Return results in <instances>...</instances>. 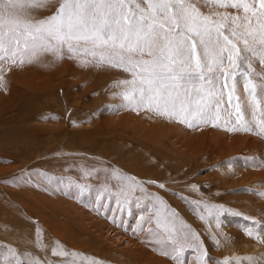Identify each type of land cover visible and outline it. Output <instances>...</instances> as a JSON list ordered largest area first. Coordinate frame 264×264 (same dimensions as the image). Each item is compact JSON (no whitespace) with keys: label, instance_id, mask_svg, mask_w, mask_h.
Listing matches in <instances>:
<instances>
[{"label":"rangeland","instance_id":"rangeland-1","mask_svg":"<svg viewBox=\"0 0 264 264\" xmlns=\"http://www.w3.org/2000/svg\"><path fill=\"white\" fill-rule=\"evenodd\" d=\"M62 3L47 0L30 12L46 19ZM210 10L239 48L255 39L259 50L264 31L257 17L249 24L242 10ZM4 11L10 18L18 9ZM257 60L252 57L259 70ZM14 61H0V264H250L253 256L254 264H264L258 234L264 227V81L252 77L255 95L246 92L242 61L225 69L235 74L228 83L235 82L236 92L231 104L225 96L217 119L196 117L209 103V86L181 81L188 92L181 91L176 108L183 102L191 127L159 114L165 99L138 103L139 82L123 83L131 73L111 68L99 51L37 48ZM228 108L231 115L223 111ZM91 169L97 170L91 178L82 175ZM74 180L87 189L68 184ZM166 229L195 233L201 247L174 258ZM52 249L67 255L53 256Z\"/></svg>","mask_w":264,"mask_h":264},{"label":"snow or ice","instance_id":"snow-or-ice-1","mask_svg":"<svg viewBox=\"0 0 264 264\" xmlns=\"http://www.w3.org/2000/svg\"><path fill=\"white\" fill-rule=\"evenodd\" d=\"M41 4H47V0H0V61H14L22 50L35 51L40 48L58 52L65 45L71 54L82 50L84 54L96 56L99 51L100 59L107 60L111 68L131 73L133 79L123 83L136 85L139 82L138 103L147 100L151 104L158 99H165L166 103L159 114L181 123H188V116L191 115L183 102L179 109L176 108L175 101L179 99L181 91L185 95L188 92L181 81L191 84L199 80L209 86L205 90L209 103H202L196 109V117L201 120L219 118L225 96L229 104L233 100L236 84H229L228 81H235V74L226 71V67L239 68L238 61L244 63L246 71L241 73L247 81L244 88L253 96L257 86L252 77L258 76L264 81V35L259 38V50L253 46L255 39L251 44L244 39V48L241 49L222 31L224 25L212 18L210 10V6L213 10L217 6L238 12L242 10L245 14L243 18L249 24L251 17H257L259 28L264 31V23L259 20L264 17V0H63L46 19H36L30 10ZM7 6L18 9L11 18L5 16ZM239 19V16H235L234 22ZM230 34L232 37L237 36L234 28L230 29ZM248 35L253 33L249 30ZM247 53H251V56ZM252 57H258L259 70L252 63ZM0 85H3V77H0ZM261 87H264V83ZM124 98L130 99L128 95ZM239 99L236 96V100ZM168 102H171V107ZM253 106H256L255 99ZM223 111L231 115L232 109ZM234 111L239 122L243 118L240 103L234 105ZM188 126L192 124L188 123ZM245 127L247 131H252L250 127ZM107 167L111 168V165ZM94 171L97 170L91 169L82 175L91 178V172ZM36 175L45 180L54 179L45 173ZM126 179L136 184L133 177ZM68 184L78 187L81 192L88 187L78 180L68 181ZM112 187L119 190V185L113 184ZM106 203L107 200L101 201L97 211H102ZM166 231L169 232L174 258L182 256L186 247H201V241L195 233L172 234L171 229ZM258 234L264 238V227L259 229ZM50 254L67 255L57 253L55 249ZM201 255L207 256V249L202 248ZM247 259L250 264H254L255 258ZM5 264H23V261H6Z\"/></svg>","mask_w":264,"mask_h":264},{"label":"bare ground","instance_id":"bare-ground-1","mask_svg":"<svg viewBox=\"0 0 264 264\" xmlns=\"http://www.w3.org/2000/svg\"><path fill=\"white\" fill-rule=\"evenodd\" d=\"M10 13L13 14V13H14L13 10H10ZM11 17H13V16H10V18H11ZM22 51H23V50H22ZM29 51H30V50H29ZM25 52H26V51H23V54H24ZM19 60H20V59H19ZM23 60H24V59H23ZM23 60H22V61H23ZM14 62H15V61H14ZM11 63H12V62H11ZM15 65H16V64H15ZM22 67H23V66H22ZM6 68H7V67H6ZM15 68H16V67H15ZM24 68H26V70H27L28 67L25 65ZM28 69H29V68H28ZM7 70L10 71L8 68H7ZM15 70H16V69H15ZM8 71H7V72H8ZM28 71H29V70H28ZM7 77H8V76H7ZM242 89H243V88H242ZM242 94H243V93H242ZM261 95H262V94H261ZM249 97H250V96H249ZM243 99H244V98H243ZM250 99H251V98H250ZM245 102H246V101H245ZM224 140H225V139H224ZM226 141H227V139H226ZM239 141H240V140H239ZM200 143H201V142H200ZM216 230H217V229H216ZM38 236H39V235H38ZM23 245H24V244H23ZM231 252H232V251H231ZM242 252H243V249H242ZM244 252H247L246 249L244 250ZM244 252H243L242 255H244ZM250 252H251V251H250ZM248 253H249V252H248ZM263 253H264V252H263ZM251 254H252V253H251ZM257 254H258V252H257ZM263 255H264V254H263ZM239 256H240V255H239ZM258 256H259V254H258ZM261 256H262V254H261ZM241 258H242V256H241ZM249 258H250V257H249ZM252 258H254V256H253ZM259 259H260V258H259ZM241 261H242V260H241ZM258 262H259V261H258Z\"/></svg>","mask_w":264,"mask_h":264}]
</instances>
